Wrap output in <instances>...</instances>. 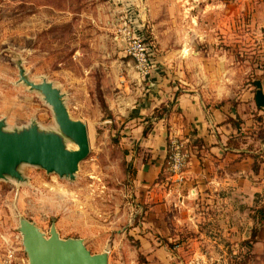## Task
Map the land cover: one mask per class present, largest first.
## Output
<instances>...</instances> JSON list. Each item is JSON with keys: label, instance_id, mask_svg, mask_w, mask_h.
<instances>
[{"label": "rangeland", "instance_id": "rangeland-1", "mask_svg": "<svg viewBox=\"0 0 264 264\" xmlns=\"http://www.w3.org/2000/svg\"><path fill=\"white\" fill-rule=\"evenodd\" d=\"M261 2L0 0V119L6 129L36 123L59 131L42 94L19 82L22 67L31 81L46 79L61 91L89 141L74 179L24 164V181L0 180V264L8 251L28 262L19 218L46 236L53 222L62 238L82 236L91 253L109 252L108 264L148 263L138 247L139 236L151 229L157 247L165 248L152 264H264V221L254 220L264 208V115L254 116L249 99L253 81L264 85ZM129 16L150 43L154 63L145 77L114 40L115 25ZM152 83L230 117L224 121L233 130L228 145L250 151V167L256 161L258 172L233 189L212 195L206 188L184 202L176 199L165 217H150L146 203L135 201L129 169L136 149L121 131H128L122 118L130 99L135 104L147 97ZM178 139L188 150L189 142ZM254 225L259 231L250 247Z\"/></svg>", "mask_w": 264, "mask_h": 264}, {"label": "crops", "instance_id": "crops-1", "mask_svg": "<svg viewBox=\"0 0 264 264\" xmlns=\"http://www.w3.org/2000/svg\"><path fill=\"white\" fill-rule=\"evenodd\" d=\"M260 8L264 9V2H261ZM161 86L162 84L157 83L150 84L147 97L140 98L135 104L130 99L131 105L125 109V117L122 118V121H127L124 128L128 131H121L125 134L121 137L122 140L127 135L131 136L132 147L135 146L136 149L132 154L136 169L132 182L135 187V201L146 203L149 207L148 213L153 219L159 215L165 217L164 210L168 209L172 202H176V199L184 202L206 188L212 195L221 189H233L235 185L244 183L253 172L250 170L252 157L247 155L248 151L243 154V149L231 148L228 145L229 134L233 130L230 124L224 121L230 117L212 105L208 109L204 108L190 95L181 94L174 98V88ZM262 87L264 88L263 84ZM249 99L254 108L252 92ZM160 105H165L168 111L152 117L154 110ZM228 115L234 118L231 113ZM150 121L152 126L143 136V130ZM171 131L189 142L185 179L182 183L172 181L166 173L167 166H164L167 139ZM192 131L196 132L195 136H192ZM193 137L202 139L203 144L200 147L193 145ZM163 173L166 176L159 179ZM170 182L172 185H169ZM136 229L133 227L132 232ZM154 232L155 229H151L139 236L138 250L148 262L142 264H152L158 260L161 253H165V248L157 247L159 243L151 238ZM167 263L170 264V261Z\"/></svg>", "mask_w": 264, "mask_h": 264}, {"label": "water", "instance_id": "water-1", "mask_svg": "<svg viewBox=\"0 0 264 264\" xmlns=\"http://www.w3.org/2000/svg\"><path fill=\"white\" fill-rule=\"evenodd\" d=\"M18 80L42 94L53 111L59 131L41 129L36 123L7 130L4 120L0 119V180L24 181L19 169L24 164L74 179L79 163L89 153L85 123L70 117L61 91L52 82L31 81L22 67H19ZM18 230L27 264H108V251L91 253L82 238L60 237L54 222L47 236L26 218H19Z\"/></svg>", "mask_w": 264, "mask_h": 264}, {"label": "built area", "instance_id": "built-area-1", "mask_svg": "<svg viewBox=\"0 0 264 264\" xmlns=\"http://www.w3.org/2000/svg\"><path fill=\"white\" fill-rule=\"evenodd\" d=\"M132 16L124 18L114 27V40L121 45L125 56L133 62L141 76L145 77L150 73L154 59L150 51V43L147 37H143L140 29H136ZM176 133L170 132L168 136L167 170L172 181L182 183L185 179V167L188 160V151L183 148V143ZM2 264H22L8 251Z\"/></svg>", "mask_w": 264, "mask_h": 264}, {"label": "trees", "instance_id": "trees-1", "mask_svg": "<svg viewBox=\"0 0 264 264\" xmlns=\"http://www.w3.org/2000/svg\"><path fill=\"white\" fill-rule=\"evenodd\" d=\"M135 27H136V25H135ZM252 93H253V103H254V116H256V118L261 120L262 117H261L260 113H262L264 115V90L262 87V83L259 80L253 81ZM166 111H168V108L165 105H160V107L158 109L154 110L152 117L160 116L162 113H164ZM228 120L231 121L232 119L229 118ZM151 126H152V124L150 121L149 125L143 130V136H145V134L151 128ZM195 134H196V132L192 131V136H195ZM192 144L197 146V147H200L203 144V141H202V139H200L198 137H193ZM246 153L248 154V152H246ZM166 161H167V157H166ZM255 162L256 161H254V163L252 165V170H253V172L257 173L258 172V166L256 165ZM164 166L166 167V164ZM129 173H130L131 178L134 179L135 175H136L135 167L133 169H129ZM254 220H255V222L257 221L258 224L260 222L264 221V208L263 207L258 208L256 210ZM258 231H259L258 225H254L251 229V234H250V237L248 239V243H249L250 247L252 246L253 243L256 242V237H257Z\"/></svg>", "mask_w": 264, "mask_h": 264}]
</instances>
